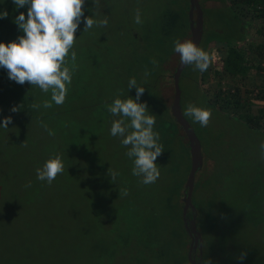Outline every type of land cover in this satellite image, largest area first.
I'll return each instance as SVG.
<instances>
[{"label":"rangeland","instance_id":"1","mask_svg":"<svg viewBox=\"0 0 264 264\" xmlns=\"http://www.w3.org/2000/svg\"><path fill=\"white\" fill-rule=\"evenodd\" d=\"M198 1L203 13L199 48L210 54L211 63L200 72L206 78L199 83L198 70L186 66L179 88L182 115L188 104L211 110L207 127L183 115L203 157L192 195L202 238L201 262L264 264V152L260 148L264 133L229 116L231 110H217L201 92L210 95L215 87L227 88L230 81L215 72L222 69L228 42L239 37L240 20L255 33L259 19L239 0ZM188 2L86 0L84 15L97 21L106 17L108 24L87 31L83 22L79 25L66 58L73 74L64 103L57 106L51 92L27 82L22 85L29 87L25 99L40 107L22 110L15 122L31 128L23 134L36 146L34 153L30 149L29 159L12 163L14 156H7L2 141L8 133H21L0 127V264H189V239L183 249L188 237L182 218L185 190L180 185L185 186L190 152L184 132L171 115L173 75L180 60L174 41L180 40L185 29L176 26L165 36L161 20L169 5L184 19ZM137 9L141 24L134 22ZM186 19L190 22V10ZM185 41H191L190 31L180 40ZM71 51L76 52L75 65ZM214 55L220 58L216 61ZM132 77L145 88L138 102L146 103L149 114L156 116L153 130L164 151L155 161L160 176L149 185L132 175L133 161L125 155L128 148L121 138L110 135L112 122L120 117L112 116L106 105L116 98L135 99V89L128 91ZM253 82L245 94L256 113L261 104L254 95L257 81ZM200 83L203 88H198ZM12 86L17 85L0 68V122L10 116L3 105L11 99L6 91ZM45 101L52 107L44 108ZM57 155L64 172L51 185L39 181L36 169ZM108 169L119 173L115 182ZM29 182L31 186L26 187ZM122 189H127L126 196L120 195ZM241 251L248 253L243 261L236 259Z\"/></svg>","mask_w":264,"mask_h":264},{"label":"clouds","instance_id":"2","mask_svg":"<svg viewBox=\"0 0 264 264\" xmlns=\"http://www.w3.org/2000/svg\"><path fill=\"white\" fill-rule=\"evenodd\" d=\"M85 2L86 0H12L16 9L27 7V18L21 12L13 21L23 33L22 36H17L15 41L8 44L0 43V68L6 70L10 81L18 85L27 82L31 86H37L44 93L51 92V100L57 106L64 103L73 74L66 66V58L76 42L75 33L79 25L83 22V31H87L94 26L106 27L108 24L106 17L97 21L85 16ZM7 18V11H0V19ZM134 22L142 23L139 9L136 10ZM173 50L179 54L181 65L194 66V70L201 73L210 67V54L192 41L182 43L177 39ZM71 61L75 65V51H71ZM151 63L158 66L156 60ZM148 75L149 72L145 70L144 76ZM132 89H135V99L116 98L110 105H106L112 116L120 117L112 122L110 135L121 138V144L128 148L125 155L133 161L132 175L141 177L140 182L149 185L155 183L160 176L155 161L164 152L163 145L158 143L159 134L153 130L156 116L149 114L146 103L138 102L145 88L137 85L135 77L128 81V91ZM31 107L36 109L40 105L32 104ZM43 107L50 108L52 104L45 101ZM20 109L21 106H13L10 111L16 113ZM183 115L191 117L201 127H207L211 120L210 109L192 104L186 106ZM11 123V116L5 117L0 122V127L7 129ZM260 148L264 152V142ZM64 170L62 158L57 155L36 169V177L51 185ZM107 174L113 182L119 176L118 172L110 169ZM30 186L31 182L26 185ZM127 194V189L120 192L123 196ZM247 254L246 251H241L236 259L243 261ZM206 264H212L211 260L207 259Z\"/></svg>","mask_w":264,"mask_h":264},{"label":"trees","instance_id":"3","mask_svg":"<svg viewBox=\"0 0 264 264\" xmlns=\"http://www.w3.org/2000/svg\"><path fill=\"white\" fill-rule=\"evenodd\" d=\"M239 1L242 3V5H245L249 8H251L252 12L254 13V17L256 19L260 20V19L264 18V0H239ZM188 3H189V7H188L189 9H186L183 12L184 19H182V20H181L180 16L178 15L179 13H176L170 9L171 8L170 5L168 6L169 8H167L164 11L161 20L164 21L163 33L165 36L168 35L170 30L175 29L176 26L180 27V28H182V26H183V28L185 29L184 34H183V36H181L180 40L185 39L188 36V32H189L188 28H189L190 22L186 21L187 20L186 19V11L190 10V0ZM235 4H237V3L235 2ZM4 7H7V9L2 10V8H4ZM0 11H7V13H8L7 19H0V43L8 44L10 42L15 41L17 36L23 35V33L18 30L17 25L13 21H14L15 17L17 15H19L21 12H23L25 14V18H27V7L16 9L14 4L12 3V0H6L5 3H3V4L0 3ZM183 20H184V24H183ZM242 61H243L242 56H241L240 52L237 51V48L236 47H230L228 49L226 57L222 60V65H223L222 69L220 71H216L215 74L219 77H220V75H223V76L227 75V76H230L233 78L236 77V78H242L243 79L247 76L248 68H246L244 66ZM139 65H141V64H139ZM197 73H198V77H199L198 83L200 81L201 82L205 81L206 75L201 76V73L199 71H197ZM135 76H136V74H135ZM16 85H17L16 87L12 86L11 88H9L6 91V93L10 96L11 99H8L7 100L8 102L5 105H3L4 112L6 114H10V116L12 118V123L7 126V129H9L10 132H12V130H13V132L19 131L21 133V135L19 133H14L13 136H10V134L8 133V135H4V136H7V138H3V141H2V144H6V146H7V147H5V150L7 152V156L8 155L14 156V158H11L12 163H13V159L14 160L20 159L23 161H25L24 160L25 158L29 159L30 158L29 155H31L30 149H32V151L34 153L35 146H36L35 141H33L32 139L29 140L30 137L23 134L24 131L28 132L31 128H28L26 125L25 126H22V125L19 126L15 122V121H17L15 119L16 114H18L19 112H23L22 110H26V111L29 110V112L32 110V107L30 105L31 100L25 99V98H27V95H29V93H28L29 87L24 88V86H22V85H18V84H16ZM201 86H202V84L200 83L198 88H200ZM202 88H203V86H202ZM201 92L204 94L206 101L210 105L216 106L217 110H220L223 112L231 110V115H229V116H231L232 118L236 117V119L238 121L240 120L243 125H246L248 129H250L254 132L264 133V109L261 108L256 113L252 112L250 110V108L253 106L252 102L250 100L242 99L240 90L238 88H236V90H234V91H232L229 88H226L222 91L221 88L216 90V87H215L214 89H212V93L210 95H208L207 92H205L203 89ZM255 98L261 99L262 93H259ZM180 105H181V103H180ZM13 106H21L20 111H18L16 113L11 112L10 109ZM173 120H174V118H173ZM178 128L180 131L181 128L179 125H178ZM18 135L20 137L16 138V136H18ZM184 136H185V134H184ZM185 138H186V136H185ZM181 189H184L183 184L180 185V190ZM166 202H167V204H166L167 208L171 209L172 208L171 200L167 199ZM188 212H189V215L187 214V217L188 216H192V217L196 216L194 211L192 212L191 210H189ZM197 217H198V215L196 216V219H197ZM186 237H187V235H186ZM188 239H189L188 237H187V239H185V245H184L183 249H185L186 246L188 245V241H187ZM189 244H190V241H189ZM159 257L161 258L162 256H159ZM199 259L202 260V254H201V258L199 257V255L196 258V260H198V261H199ZM198 261H196V262H198ZM200 264H202V262Z\"/></svg>","mask_w":264,"mask_h":264},{"label":"water","instance_id":"4","mask_svg":"<svg viewBox=\"0 0 264 264\" xmlns=\"http://www.w3.org/2000/svg\"><path fill=\"white\" fill-rule=\"evenodd\" d=\"M193 15L195 16L192 20ZM189 31L191 35V41L199 47L202 36H203V13L199 5L198 0H190V24ZM186 66L181 65L180 60L175 69L173 75V86H174V98L171 105V115L173 116L175 122L180 126L181 130L184 132L186 139L188 141L189 152H190V169L185 182V193L183 197V209L182 218L185 225L186 233L190 237V246L187 252V258L190 264H200L201 261L196 262L193 257V252H195L197 246H199L200 258L202 254V238L200 232L196 227V216H193L190 220L187 218V212L191 210L195 211L192 205V195L194 192V181L198 170L203 164V157L201 154V148L199 140L191 128L189 123L183 117L181 112V91L179 88V80L181 74ZM201 260V259H200Z\"/></svg>","mask_w":264,"mask_h":264},{"label":"crops","instance_id":"5","mask_svg":"<svg viewBox=\"0 0 264 264\" xmlns=\"http://www.w3.org/2000/svg\"><path fill=\"white\" fill-rule=\"evenodd\" d=\"M257 28L255 33L252 32V29L245 25L241 20L238 23L239 27V37L233 38L229 43L230 47H236L237 51L240 52L242 56V63L246 68H248V73L245 78H233L227 76V79L230 81L227 83V88L231 89L232 91L238 88L241 93V98L249 100L248 95L245 94L246 89L249 87V84L255 83L253 81H257L256 86L257 88L254 93H262V98H257L256 101H259L261 106L257 109H264V19L257 20ZM247 30V32H246ZM227 52H224V58L227 55ZM215 54V53H214ZM215 60L217 61L220 58V55H214ZM257 94V95H258ZM256 95V96H257Z\"/></svg>","mask_w":264,"mask_h":264},{"label":"flooded vegetation","instance_id":"6","mask_svg":"<svg viewBox=\"0 0 264 264\" xmlns=\"http://www.w3.org/2000/svg\"><path fill=\"white\" fill-rule=\"evenodd\" d=\"M188 215H189V212L187 213ZM191 217L192 216H188L187 218H188V220H190L191 219ZM188 238H189V240L191 241V239H190V237L188 236ZM199 253V254H198ZM197 255H199V257H200V251H199V246H197V248H196V250H195V252H193V257H194V259L196 260V258H197ZM196 261H198V260H196ZM199 261H201L200 259H199Z\"/></svg>","mask_w":264,"mask_h":264}]
</instances>
